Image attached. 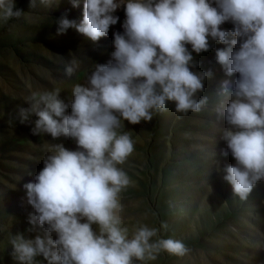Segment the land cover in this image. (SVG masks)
<instances>
[{
    "label": "clouds",
    "instance_id": "clouds-1",
    "mask_svg": "<svg viewBox=\"0 0 264 264\" xmlns=\"http://www.w3.org/2000/svg\"><path fill=\"white\" fill-rule=\"evenodd\" d=\"M71 3L79 7V0ZM23 14L15 0H0V20ZM118 22L122 31L112 32L108 59L72 87L70 100L58 89L33 92L29 107L19 109L32 135L63 137L74 147L55 145L23 185L32 210L29 227L9 241L17 264H134L160 252L189 253L181 240L162 238L158 228L143 225L129 237L122 226L120 193L132 181L119 166L135 147L121 129L125 121H151L169 103L178 116L203 111L208 97L199 94L215 73L199 70L195 57L216 44L224 46L215 48L216 63L225 77H234L221 81L224 100L216 108L225 124L221 155L235 161L222 169V179L241 201L264 181V0H84L82 18L61 15L56 32L74 29L96 44ZM77 67L75 61L65 65V75ZM160 227L168 226L162 221Z\"/></svg>",
    "mask_w": 264,
    "mask_h": 264
},
{
    "label": "rangeland",
    "instance_id": "rangeland-1",
    "mask_svg": "<svg viewBox=\"0 0 264 264\" xmlns=\"http://www.w3.org/2000/svg\"><path fill=\"white\" fill-rule=\"evenodd\" d=\"M83 3L79 0L74 8L71 0H51L48 5L36 0L30 7V0H15L24 14L6 23L0 20V264H17L9 241L29 227L26 217L32 209L23 185L33 180L55 145L74 147L63 137L32 135V124L20 122L19 109L29 107L26 100L33 92L58 89L70 100L72 87L84 81L96 62L108 59L112 32L122 31L124 13L119 10L120 22L96 44L74 29L57 35L58 18L66 14L78 22ZM215 48L195 57L199 70L211 68L215 73L199 94L208 97L203 111L178 116L169 103L151 121H125L121 129L135 147L119 166L132 181L120 193L122 226L129 237L143 225L158 228L162 238L181 240L190 250L183 257L160 252L154 260L146 257L134 264H264V181L241 201L222 179V169L235 161L221 155L226 150L221 139L225 124L216 108L224 100L221 81L234 77L224 76ZM72 61L78 67L68 77L64 68ZM162 221L166 230L160 227Z\"/></svg>",
    "mask_w": 264,
    "mask_h": 264
}]
</instances>
